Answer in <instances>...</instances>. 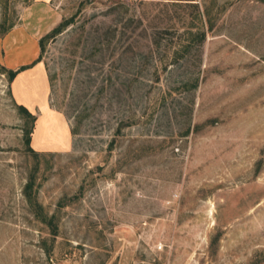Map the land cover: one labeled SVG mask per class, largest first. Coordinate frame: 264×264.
Returning <instances> with one entry per match:
<instances>
[{"label":"rangeland","instance_id":"374dc122","mask_svg":"<svg viewBox=\"0 0 264 264\" xmlns=\"http://www.w3.org/2000/svg\"><path fill=\"white\" fill-rule=\"evenodd\" d=\"M65 20L31 147L0 64V264H264V0H0Z\"/></svg>","mask_w":264,"mask_h":264},{"label":"crops","instance_id":"0c3cea01","mask_svg":"<svg viewBox=\"0 0 264 264\" xmlns=\"http://www.w3.org/2000/svg\"><path fill=\"white\" fill-rule=\"evenodd\" d=\"M30 39L34 45L38 41L28 34L10 31L0 38V64L8 71H16L22 66L32 65L40 56V45L33 48L32 52L25 56L22 50L23 42ZM11 92L17 105L26 107L36 117L45 119L52 124L53 115L50 107V82L46 68L42 62H38L31 68L20 72L11 83Z\"/></svg>","mask_w":264,"mask_h":264},{"label":"trees","instance_id":"16d2710c","mask_svg":"<svg viewBox=\"0 0 264 264\" xmlns=\"http://www.w3.org/2000/svg\"><path fill=\"white\" fill-rule=\"evenodd\" d=\"M71 21L73 20H65L64 22H62L58 27H56L55 29H53V31L51 33H49L47 36L43 37L40 42H39V45H40V50H41V53H40V56L39 58L32 64V65H28V66H22L20 67L18 70L16 71H8L6 70V68H4V70L7 72V74L9 75V79L10 81L12 82L14 80V78L22 71L28 69V68H31L33 65H35L36 63L40 62L41 61V57H42V53L44 52L45 50V42L52 38V37H56L57 35L61 34L66 27H68L71 23ZM11 30V28H9L8 30H6L1 37H4L7 33H9V31ZM18 108L19 110L32 122V127L28 130L27 132V135L28 137L26 138V144L31 147V142H32V134L35 130V123L37 121V117L36 115H34L32 112H30L26 107L22 106V105H18ZM31 151L33 153H36L33 148H30Z\"/></svg>","mask_w":264,"mask_h":264}]
</instances>
